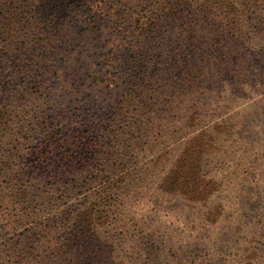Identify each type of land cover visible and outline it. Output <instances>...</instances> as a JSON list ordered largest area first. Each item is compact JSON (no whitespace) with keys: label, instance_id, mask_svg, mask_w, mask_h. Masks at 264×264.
<instances>
[{"label":"trees","instance_id":"trees-1","mask_svg":"<svg viewBox=\"0 0 264 264\" xmlns=\"http://www.w3.org/2000/svg\"><path fill=\"white\" fill-rule=\"evenodd\" d=\"M34 2L33 19L21 24L11 3L0 0L10 14L0 23V165L9 179L0 185V237L35 214L28 211L31 204L41 213L57 205L65 184L92 186L61 216L67 223L61 241L53 237L52 218L45 217L27 229L28 236L5 240L0 264L16 251L22 257L36 252L32 264L46 261L54 253L45 248H53L54 240L55 246L67 243L82 264H129L125 249L133 255L142 250L141 237L155 240L153 226H137L128 202H120L140 181L132 171L123 172L124 165L129 156L149 151L150 134L164 125L159 121L178 132L190 124L186 115L192 109L223 97L217 96L230 74L240 77L245 65L255 63L252 34L264 19V0ZM12 23L18 31L4 37L2 30ZM203 49L207 59L197 53ZM194 55L200 63L191 61L192 72ZM244 55L243 66L229 63ZM161 96L163 104L157 105ZM217 145L210 129L184 140L161 169L164 177L148 178L158 197L208 209L217 170L224 167L213 160ZM154 250L161 252L159 245Z\"/></svg>","mask_w":264,"mask_h":264},{"label":"rangeland","instance_id":"rangeland-1","mask_svg":"<svg viewBox=\"0 0 264 264\" xmlns=\"http://www.w3.org/2000/svg\"><path fill=\"white\" fill-rule=\"evenodd\" d=\"M4 1L7 4L11 3V14L16 20H21V24L34 17L33 6L36 5L34 0ZM260 8L262 9L260 15L264 16L263 5ZM5 10L0 3V23L6 22L3 16L10 17ZM16 31H18L16 23L2 30L4 37L8 33L15 34ZM252 36L253 39H257V44L253 47L257 54L251 58L255 63L249 64L248 68L246 65L244 69L241 68L240 77L232 74L228 76L227 87H222L225 92L217 96L223 97L213 104L205 98L207 95L190 100L189 103L193 104L203 98L206 99L205 103H200L186 115L190 124L178 132H174L165 119L159 121L164 125L161 128L156 127L155 132L150 134L149 151L146 149L132 157L129 156L128 163L124 165L123 172L132 171L135 178L140 181L132 187L129 196H126L128 198L121 197L120 202L123 204L128 202V216L136 219L137 226L140 224L153 226L152 236L155 240L154 243L151 236L141 237L138 245L142 250L133 255L127 253L125 249L123 254L129 264H264V19L256 25ZM206 49L209 52L213 50L208 47ZM197 53L205 55L207 59L204 49L197 50ZM245 56L241 60L229 63L235 65V69L237 62L243 66ZM194 58L199 62L198 55L190 57L192 72L196 71L193 68L194 63H191ZM175 70L176 74L182 77L181 68L176 67ZM234 83L239 84L236 87ZM175 84L174 76L171 87ZM163 100L164 97L161 96L156 104H163ZM209 129L218 135L219 154L214 155L213 160L218 164L223 162V166L228 167L217 170L219 178H215L214 181L213 194L209 199L210 207L204 210L201 204L161 200L148 178L157 180L160 175L164 177L161 169L175 157L179 145L184 140ZM2 167L3 165H0V183L9 180L1 173ZM0 185L6 187L8 184ZM41 188L45 190V187H40L39 190ZM63 188V195L57 198L58 203L52 208L42 213L37 211V214L35 203L31 204L33 206L28 211L34 210L35 214L23 218L12 229L4 231L0 237V247L6 249L3 244L5 240L12 236L16 238L22 232L28 236L32 230L27 229H32L37 222H44L47 219L45 217L52 218L51 226L57 227L53 231V237L61 241V237L65 236L63 227L67 224L61 216L90 191L83 187L80 190L74 183L65 184ZM27 195L32 193L29 192ZM27 195L24 198L34 199ZM47 196H51V193ZM23 205L28 208L29 204ZM126 219L133 223L130 218ZM54 242L53 248L49 246L45 248L46 254L51 255V251L54 254L46 261L40 260L35 264H82L70 254L67 243L61 247L59 244L55 246ZM152 243L159 245L161 252L157 253ZM120 249L122 250L123 246ZM7 251L5 250L4 255ZM19 254L20 252L16 251L13 257L6 258L1 264H32L30 260L34 259L31 255H36V252H31L29 257H22Z\"/></svg>","mask_w":264,"mask_h":264}]
</instances>
